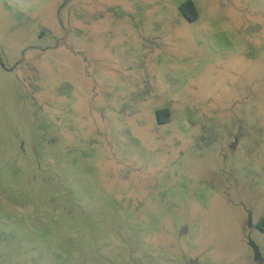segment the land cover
I'll return each instance as SVG.
<instances>
[{
	"label": "rangeland",
	"instance_id": "obj_1",
	"mask_svg": "<svg viewBox=\"0 0 264 264\" xmlns=\"http://www.w3.org/2000/svg\"><path fill=\"white\" fill-rule=\"evenodd\" d=\"M0 264H264V0H0Z\"/></svg>",
	"mask_w": 264,
	"mask_h": 264
},
{
	"label": "trees",
	"instance_id": "obj_2",
	"mask_svg": "<svg viewBox=\"0 0 264 264\" xmlns=\"http://www.w3.org/2000/svg\"><path fill=\"white\" fill-rule=\"evenodd\" d=\"M185 7H186V8H187V7H190L191 10L193 11V14L189 17L190 20H192V21L196 20L197 17H198V13H197V11H196V7H195L194 3H193L192 1H188V2L185 4Z\"/></svg>",
	"mask_w": 264,
	"mask_h": 264
},
{
	"label": "water",
	"instance_id": "obj_3",
	"mask_svg": "<svg viewBox=\"0 0 264 264\" xmlns=\"http://www.w3.org/2000/svg\"><path fill=\"white\" fill-rule=\"evenodd\" d=\"M260 260V257H259V255L257 254V259H256V261L258 262Z\"/></svg>",
	"mask_w": 264,
	"mask_h": 264
}]
</instances>
